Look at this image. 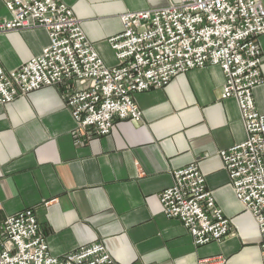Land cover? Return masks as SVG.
<instances>
[{
	"label": "crops",
	"instance_id": "obj_1",
	"mask_svg": "<svg viewBox=\"0 0 264 264\" xmlns=\"http://www.w3.org/2000/svg\"><path fill=\"white\" fill-rule=\"evenodd\" d=\"M62 1L112 67L108 41L122 33V14L180 0ZM5 18L10 13L0 0ZM49 43L44 28L0 34V63L17 69ZM258 44L262 82L254 99L264 115V35ZM224 83L219 67L179 74L164 88L135 95L141 124L116 121L104 137L77 129L62 88L0 105V243L6 218L31 209L54 257L101 243L117 264H198L214 256L222 264H263L259 226L237 199L220 155L246 139L237 102L222 99ZM195 161L232 225L224 241L201 247L180 221L166 218L159 198L173 172Z\"/></svg>",
	"mask_w": 264,
	"mask_h": 264
},
{
	"label": "built area",
	"instance_id": "obj_2",
	"mask_svg": "<svg viewBox=\"0 0 264 264\" xmlns=\"http://www.w3.org/2000/svg\"><path fill=\"white\" fill-rule=\"evenodd\" d=\"M10 18L0 34L44 28L50 39L40 56L14 70L0 63V105L29 93L58 87L76 127L90 137L111 133L116 121L141 124L135 95L166 87L194 69L219 67L225 76L222 99H234L246 139L221 151L237 199L255 218L264 264V115L254 90L262 82L264 7L260 0H180L161 9L126 12L123 31L108 43L117 64L109 67L85 35L80 20L62 0H1ZM160 194L166 218L180 221L198 247L222 242L231 221L218 208L198 161L174 171ZM222 256L198 264H222ZM0 264H117L103 244L83 246L63 257L49 252L33 210L6 218Z\"/></svg>",
	"mask_w": 264,
	"mask_h": 264
}]
</instances>
